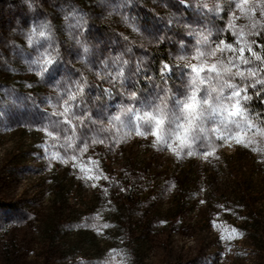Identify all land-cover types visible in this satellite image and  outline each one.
Returning <instances> with one entry per match:
<instances>
[{"label":"rangeland","instance_id":"374dc122","mask_svg":"<svg viewBox=\"0 0 264 264\" xmlns=\"http://www.w3.org/2000/svg\"><path fill=\"white\" fill-rule=\"evenodd\" d=\"M6 1V17L37 18L53 2ZM91 14L73 40L36 43L0 104V264H264V0H109ZM48 52L59 60L43 72ZM192 80L216 112L190 148L158 142L136 116L167 96L163 132L176 131Z\"/></svg>","mask_w":264,"mask_h":264},{"label":"trees","instance_id":"16d2710c","mask_svg":"<svg viewBox=\"0 0 264 264\" xmlns=\"http://www.w3.org/2000/svg\"><path fill=\"white\" fill-rule=\"evenodd\" d=\"M19 1L28 2L32 8H35L36 3H40L35 0ZM139 1L145 4L150 2ZM52 3L45 6L46 9L49 8V12L45 9L47 13L44 15L45 18H37L34 9L30 11L22 9L20 14H15L16 8L11 9L13 14L10 17H6L3 10L8 11L5 8L7 1L0 0V104H8L11 94L18 85H10L9 80L20 71L21 60L24 59L28 64L33 61V54H38L36 49L39 46H36V43H41L42 39L49 41L57 35L61 36L62 33L67 34V31L68 41L73 40L78 30L68 28L69 25H76L82 30L88 18L92 17L91 11L97 12L109 6V0H53ZM52 24L55 26L56 34L50 27L48 28ZM41 31H44V36L39 35ZM14 106L19 109V103H15Z\"/></svg>","mask_w":264,"mask_h":264},{"label":"snow or ice","instance_id":"6c2138e0","mask_svg":"<svg viewBox=\"0 0 264 264\" xmlns=\"http://www.w3.org/2000/svg\"><path fill=\"white\" fill-rule=\"evenodd\" d=\"M181 4H184V0H179ZM40 36H44L45 33L41 31L39 33ZM79 43V41H77ZM227 45V43L225 42ZM85 51L87 49L85 48ZM59 60V53L57 52L56 55H52L50 52L44 53L41 55L39 60L37 61L43 72H48L50 70L55 69V65ZM192 71L197 73V75L200 77V73L203 72L205 69L198 68L195 65L190 66ZM219 67L217 65H212L210 71L218 73ZM203 82L200 80H192L190 90L187 92V94L183 97V99H175V104L177 106H180V111L185 116V122L184 123H176V131L172 132H163V125L166 121V109L168 106V97L165 96L161 100V104L157 105L155 108H152L150 111H145L143 116L137 115L136 120H143L144 125L148 128H153L154 131L153 134L156 136V139L158 142L166 143L167 139H169L172 136H175V138L179 141L180 145L182 147H191L190 143V133H192L196 127L198 126V123L200 119L203 117L204 113L208 110H211L212 112H216V105L215 102L211 98V91H214L213 89L209 92V95L204 98H198V93L200 92V85ZM137 97L136 92H132L130 98L132 100H135ZM75 97H72L74 99ZM67 103V101L65 102ZM228 109V108H227ZM68 109L66 108L65 111ZM128 112L134 111L133 108L129 107L126 109ZM231 116H236L238 113L241 112V104L240 103H234L232 107L229 109ZM139 134V133H138ZM240 135H243L242 133ZM175 150V149H173ZM179 154V153H177ZM67 163V161H64ZM106 178V177H105ZM88 179H97V177H88Z\"/></svg>","mask_w":264,"mask_h":264}]
</instances>
